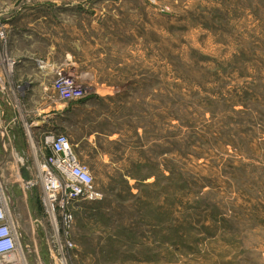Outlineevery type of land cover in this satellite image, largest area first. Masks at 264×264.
<instances>
[{"label":"rangeland","instance_id":"1","mask_svg":"<svg viewBox=\"0 0 264 264\" xmlns=\"http://www.w3.org/2000/svg\"><path fill=\"white\" fill-rule=\"evenodd\" d=\"M0 80V182L29 264H61L24 182L51 131L102 195L71 208L67 264H264V0H0Z\"/></svg>","mask_w":264,"mask_h":264},{"label":"built area","instance_id":"2","mask_svg":"<svg viewBox=\"0 0 264 264\" xmlns=\"http://www.w3.org/2000/svg\"><path fill=\"white\" fill-rule=\"evenodd\" d=\"M56 83L54 87L64 99L84 94V89L68 78L60 77ZM43 136L37 177L24 182L28 188L41 186L39 202L56 240L59 258L56 262L67 264L64 242L76 247L68 240L75 222L71 208L81 200L98 199L102 195L95 189L89 166L73 150L69 136L52 131ZM24 248L10 198L0 182V264H29L24 259ZM36 264H42L41 260L37 259Z\"/></svg>","mask_w":264,"mask_h":264},{"label":"crops","instance_id":"3","mask_svg":"<svg viewBox=\"0 0 264 264\" xmlns=\"http://www.w3.org/2000/svg\"><path fill=\"white\" fill-rule=\"evenodd\" d=\"M0 103L1 102H3L4 104L6 103V104H8V107H9V110L12 112V111H14V109H13V106H12V103L14 102L11 98V95H10V102H8V99L6 98V96H5V92H4V85H3V83H2V81L0 80ZM6 98V99H5ZM5 107H6V105H5ZM40 111H39V117H37V119L36 120H33V123H32V127H36L38 130H40V129H44V128H47L46 127V123H47V121H48V118H47V116L45 117V116H42L41 117V115H42V113L43 112H45V111H43L42 109H39ZM2 114H5V111L2 109ZM18 120L17 119H13V118H10V120H9V122H8V120L7 119H5V118H3V124L5 125V127L7 126V125H9V126H11L13 123H16ZM26 128H27V125H26Z\"/></svg>","mask_w":264,"mask_h":264}]
</instances>
